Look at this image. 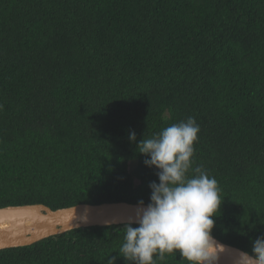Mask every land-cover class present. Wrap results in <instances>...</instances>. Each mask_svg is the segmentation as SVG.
Here are the masks:
<instances>
[{
  "label": "trees",
  "instance_id": "1",
  "mask_svg": "<svg viewBox=\"0 0 264 264\" xmlns=\"http://www.w3.org/2000/svg\"><path fill=\"white\" fill-rule=\"evenodd\" d=\"M188 117L193 168L220 189L212 236L251 254L264 236V0H0V207L148 204L158 170L137 145ZM127 224L3 248L0 264H131L117 252Z\"/></svg>",
  "mask_w": 264,
  "mask_h": 264
},
{
  "label": "clouds",
  "instance_id": "2",
  "mask_svg": "<svg viewBox=\"0 0 264 264\" xmlns=\"http://www.w3.org/2000/svg\"><path fill=\"white\" fill-rule=\"evenodd\" d=\"M199 131L195 118L188 117L138 143V152L148 157L145 166L158 170L159 183H150V202L143 207L139 201L135 217L124 228V242L117 252L125 261L157 264L166 253L179 252L188 264H218L224 246L212 230L222 200L217 180L202 166L193 168ZM129 140H136L134 132ZM237 264H264V236L252 242L251 255L241 253Z\"/></svg>",
  "mask_w": 264,
  "mask_h": 264
},
{
  "label": "water",
  "instance_id": "3",
  "mask_svg": "<svg viewBox=\"0 0 264 264\" xmlns=\"http://www.w3.org/2000/svg\"><path fill=\"white\" fill-rule=\"evenodd\" d=\"M147 205L143 203V207ZM138 207V203L127 201L77 203L56 209L43 203L2 206L0 249L29 245L77 227L128 223L129 218L135 217ZM214 239L224 246L218 264H237L241 253H248L216 237Z\"/></svg>",
  "mask_w": 264,
  "mask_h": 264
}]
</instances>
